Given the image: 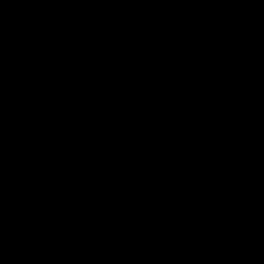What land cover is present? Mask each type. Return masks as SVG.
Wrapping results in <instances>:
<instances>
[{
	"label": "crops",
	"instance_id": "obj_1",
	"mask_svg": "<svg viewBox=\"0 0 264 264\" xmlns=\"http://www.w3.org/2000/svg\"><path fill=\"white\" fill-rule=\"evenodd\" d=\"M39 1L45 18L63 14L82 49L77 66L29 105L12 63L0 62V221L10 232L0 264H45L46 254L66 264H264V204L217 220L200 241L185 232L167 252L157 210L102 207L104 185L139 149L157 153L163 181L184 175L192 130L179 113L181 83L229 56L245 91L228 109L231 136L264 191V2L12 0L0 20ZM225 3L229 24L215 14ZM110 117L125 125L121 138L107 129ZM215 248L220 260L211 257Z\"/></svg>",
	"mask_w": 264,
	"mask_h": 264
},
{
	"label": "trees",
	"instance_id": "obj_2",
	"mask_svg": "<svg viewBox=\"0 0 264 264\" xmlns=\"http://www.w3.org/2000/svg\"><path fill=\"white\" fill-rule=\"evenodd\" d=\"M11 1L0 0V15ZM232 13L231 6L226 24ZM81 49L80 35L68 31L58 18H45L25 9L0 20V62L12 63L19 87L28 93L26 105L50 89L61 74L77 66ZM143 49L138 47L137 53L142 55ZM141 58H149L148 52ZM181 91L184 102H193L195 107V113L187 118L192 145L184 156V175L163 181L159 156L151 148H142L103 187L102 207L128 205L137 213L157 210L158 240L164 252L184 243L188 237L185 232L193 231L191 237L200 241L217 220L234 218L264 204L257 175L230 132L228 109L245 99L233 57L185 80ZM1 222L0 241L10 236ZM189 224L193 228L186 231ZM34 238L32 234L23 236L25 241Z\"/></svg>",
	"mask_w": 264,
	"mask_h": 264
},
{
	"label": "built area",
	"instance_id": "obj_3",
	"mask_svg": "<svg viewBox=\"0 0 264 264\" xmlns=\"http://www.w3.org/2000/svg\"><path fill=\"white\" fill-rule=\"evenodd\" d=\"M43 6V2L39 1L38 3H35L31 7L27 8L26 10H30L33 12V14H40L39 8ZM231 6L228 3H225L221 5L220 7H217L215 10V14L220 16L222 20H225L228 18L227 12L230 10ZM63 14H59L58 19H62ZM225 33L228 34V29L225 30ZM198 57L197 53L193 52L189 55V60L190 61H195L196 58ZM140 109V105H135L134 108L132 109V112H135ZM179 113L180 116L183 118H188L190 115H193L195 113V107L193 102L189 103H182L179 107ZM107 129L112 131L117 138H121L125 129V125L115 117H110L107 121ZM29 133L24 132L23 133V139L20 141V145L24 146L27 144V137ZM0 175H3V171L0 169ZM222 233L216 232L211 238V240L215 243L218 242V239L222 237ZM211 257L214 260L221 259L222 258V253L221 250L218 248L214 252H211ZM44 263L45 264H66L65 260L60 256V255H50L46 254L44 257Z\"/></svg>",
	"mask_w": 264,
	"mask_h": 264
},
{
	"label": "water",
	"instance_id": "obj_4",
	"mask_svg": "<svg viewBox=\"0 0 264 264\" xmlns=\"http://www.w3.org/2000/svg\"><path fill=\"white\" fill-rule=\"evenodd\" d=\"M183 224V221L181 222V225ZM192 225H185V230L186 231H191L192 230Z\"/></svg>",
	"mask_w": 264,
	"mask_h": 264
},
{
	"label": "clouds",
	"instance_id": "obj_5",
	"mask_svg": "<svg viewBox=\"0 0 264 264\" xmlns=\"http://www.w3.org/2000/svg\"><path fill=\"white\" fill-rule=\"evenodd\" d=\"M0 258H2V250H0Z\"/></svg>",
	"mask_w": 264,
	"mask_h": 264
},
{
	"label": "bare ground",
	"instance_id": "obj_6",
	"mask_svg": "<svg viewBox=\"0 0 264 264\" xmlns=\"http://www.w3.org/2000/svg\"><path fill=\"white\" fill-rule=\"evenodd\" d=\"M189 225H191V224H189ZM218 248H215V249H213V251L212 252H214L215 250H217Z\"/></svg>",
	"mask_w": 264,
	"mask_h": 264
},
{
	"label": "rangeland",
	"instance_id": "obj_7",
	"mask_svg": "<svg viewBox=\"0 0 264 264\" xmlns=\"http://www.w3.org/2000/svg\"><path fill=\"white\" fill-rule=\"evenodd\" d=\"M41 2H43V1H41ZM41 8V7H40ZM40 8H39V10H40ZM38 15H41V14H38ZM197 59V58H196ZM205 71V70H204ZM203 73V72H202ZM186 119V118H185ZM223 236V235H222Z\"/></svg>",
	"mask_w": 264,
	"mask_h": 264
}]
</instances>
